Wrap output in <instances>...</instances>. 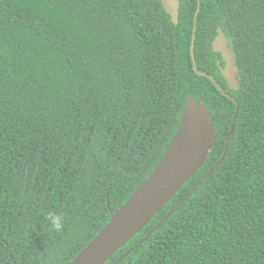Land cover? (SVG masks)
Returning a JSON list of instances; mask_svg holds the SVG:
<instances>
[{"label": "trees", "instance_id": "1", "mask_svg": "<svg viewBox=\"0 0 264 264\" xmlns=\"http://www.w3.org/2000/svg\"><path fill=\"white\" fill-rule=\"evenodd\" d=\"M200 1L196 65L238 103L233 132L210 175L118 264H264V0ZM196 6L179 0L173 24L159 0H0V264L72 260L160 162L188 96L208 107L213 149L104 264L220 159L236 105L192 68ZM217 28L235 90L216 66Z\"/></svg>", "mask_w": 264, "mask_h": 264}, {"label": "water", "instance_id": "2", "mask_svg": "<svg viewBox=\"0 0 264 264\" xmlns=\"http://www.w3.org/2000/svg\"><path fill=\"white\" fill-rule=\"evenodd\" d=\"M165 12L169 15L173 24L178 23L179 0H159ZM201 1L197 0L194 13V25L192 29L190 54L192 68L197 75L207 76L215 86L230 100L215 79L196 65L193 52L196 17L200 10ZM228 39L223 31L217 28L216 35L211 42L212 50L219 52L224 60V66L220 72L230 89L239 87L238 68L235 66V57L232 49L227 45ZM235 113L232 116L228 133L225 137L224 151L220 159L189 189L184 198L175 209L165 214L159 222L149 229L147 234L122 254L114 264L122 261L130 252L146 240L154 230L160 228L162 223L178 210L186 199L195 190L198 184L207 178L214 168L224 158L229 136L233 132L234 119L238 111L236 101ZM215 144V129L211 123L208 107L194 97L188 96L183 104V113L180 117V125L172 135L171 141L164 151L160 162L152 169L148 176L134 189L129 198L115 211L110 210L109 221L92 237V239L66 264H104L111 256L124 246L133 236L139 233L151 219L159 214L164 206L175 196L183 184L189 180L204 165Z\"/></svg>", "mask_w": 264, "mask_h": 264}, {"label": "clouds", "instance_id": "3", "mask_svg": "<svg viewBox=\"0 0 264 264\" xmlns=\"http://www.w3.org/2000/svg\"><path fill=\"white\" fill-rule=\"evenodd\" d=\"M49 222L53 230L59 232L63 228V217L57 214H50Z\"/></svg>", "mask_w": 264, "mask_h": 264}, {"label": "flooded vegetation", "instance_id": "4", "mask_svg": "<svg viewBox=\"0 0 264 264\" xmlns=\"http://www.w3.org/2000/svg\"><path fill=\"white\" fill-rule=\"evenodd\" d=\"M217 30V29H216ZM225 35V34H224ZM215 37V36H214ZM226 37V36H225ZM227 39H228V46L232 49V47H231V45H230V38H228V37H226ZM212 42V41H211ZM211 48H212V46H211ZM213 51V50H212ZM214 52V51H213ZM215 53H217L218 54V56H219V59H216V66L218 67V70H219V72H220V69L224 66V60H223V58H222V56H221V54L219 53V52H215ZM232 54H233V51H232ZM234 56V55H233ZM221 62H222V64H221ZM220 74H221V72H220ZM222 75V74H221ZM213 77V76H212ZM223 77V76H222ZM214 78V77H213ZM215 79V78H214ZM223 79H224V77H223ZM225 80V79H224ZM216 81V80H215ZM226 81V80H225ZM217 83V82H216ZM227 85H228V83H227ZM229 87V86H228Z\"/></svg>", "mask_w": 264, "mask_h": 264}]
</instances>
